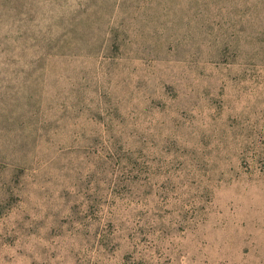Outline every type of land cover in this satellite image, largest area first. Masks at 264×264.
<instances>
[{
	"label": "rangeland",
	"instance_id": "rangeland-1",
	"mask_svg": "<svg viewBox=\"0 0 264 264\" xmlns=\"http://www.w3.org/2000/svg\"><path fill=\"white\" fill-rule=\"evenodd\" d=\"M0 264H264V0H0Z\"/></svg>",
	"mask_w": 264,
	"mask_h": 264
}]
</instances>
